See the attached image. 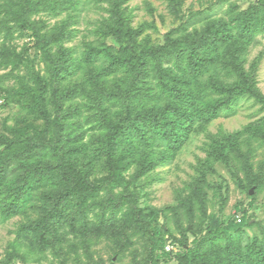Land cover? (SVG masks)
<instances>
[{
  "label": "trees",
  "instance_id": "obj_1",
  "mask_svg": "<svg viewBox=\"0 0 264 264\" xmlns=\"http://www.w3.org/2000/svg\"><path fill=\"white\" fill-rule=\"evenodd\" d=\"M166 1L178 18L183 0ZM94 2L107 16L77 56L64 43L76 35L82 0H0V68H10V76L25 70L15 76L17 85L4 90L5 103L19 107V119L0 132V221L27 217L16 232V256L22 248L58 254L70 235L73 247L87 249L99 238L126 239L129 230L147 234L152 212L145 214L131 193L112 195L108 185L131 166L139 179L169 162L190 135L243 97L264 112V93L257 85L264 46L249 58L264 39V0L246 8L229 1L222 16L207 18L191 31L180 23L159 43L145 32L157 29L155 24L134 26L127 0ZM63 13L53 25L35 19ZM15 31L28 32L35 42L33 60L4 43ZM34 58L43 73L30 64ZM85 127L91 131L86 143ZM253 143L264 145V114L241 130L220 134L210 151L214 160L238 164L245 178L240 186L248 193L262 188L254 172ZM96 172L106 173L103 181L92 178ZM197 190L193 187L191 197ZM236 211L242 212L240 222L209 217L190 244L181 243L177 262L264 264V229L261 237L250 236L247 210ZM160 235L155 229L152 239ZM153 249L146 264L170 256Z\"/></svg>",
  "mask_w": 264,
  "mask_h": 264
},
{
  "label": "rangeland",
  "instance_id": "obj_2",
  "mask_svg": "<svg viewBox=\"0 0 264 264\" xmlns=\"http://www.w3.org/2000/svg\"><path fill=\"white\" fill-rule=\"evenodd\" d=\"M229 1L237 2L246 8L256 0ZM229 1L183 0L178 18L170 14L166 0H127L125 6L134 26L146 22L156 25L157 29L147 28L145 32L151 35L154 43H159L165 32L178 28L180 23L191 31L200 28L207 18L222 16ZM65 15L63 13L51 19L41 14L35 19L46 20L47 24L53 25L60 22ZM105 16L107 14L104 9L96 5L94 0H82L78 23L75 25L76 35L64 45L73 48L75 54L80 56L85 45L93 42L92 32ZM28 34L15 31L13 37L6 39L4 43L33 60V57L38 55V50L35 42L29 41ZM2 42L3 37H0V44ZM263 46L264 39H261L252 49L249 58L256 55ZM30 64L43 73V64L38 59L30 61ZM90 67L86 65L84 69ZM8 72L10 68H0V132L5 125H13L21 113L16 104L5 103V99L9 97L4 90L17 85L15 76L24 74L25 70L20 68L13 71L12 76L8 75ZM257 85L264 93V58L258 65ZM263 114L253 99L243 97L203 129L190 135L169 162L158 165L139 179L133 177L135 169L131 166L123 171L113 184L108 185L112 195L131 193L138 207L145 209V214L152 212V216L149 215L150 231L147 234L129 230L126 239L122 236L116 240L99 238L87 249L81 245L79 248L73 247V236L70 235L63 246V252L58 254L50 251L38 254L22 248L19 250L20 255L16 256V232L27 221L25 215H18L4 222L0 221V264H146L152 247L155 254L161 253L162 250L170 253L169 258H159L158 264H179L175 254L182 248V242L190 244L194 236L206 228L209 217H218L225 223L234 217L237 219L242 212L236 211V208L247 210L250 226L246 228V232L250 236L261 237V230L264 229V145H251L256 152L253 160L254 172L261 179L262 187L257 192L254 189L252 194L240 186L245 178L238 164L233 161L226 163L214 160L210 157V151L213 141L220 134L241 130ZM85 132L83 142L86 143L91 133L89 127H85ZM105 175V172H96L92 178L103 181ZM196 186H199L200 190L196 191V197L193 198L191 190ZM105 198L106 194L101 192L99 199ZM128 207V204L124 205L118 216ZM97 211L98 209H95L90 212L89 217L94 218ZM29 217L34 218L35 215L29 214ZM155 229H161V235L152 239ZM160 242L163 243L162 246ZM167 245L171 249L167 250Z\"/></svg>",
  "mask_w": 264,
  "mask_h": 264
},
{
  "label": "built area",
  "instance_id": "obj_3",
  "mask_svg": "<svg viewBox=\"0 0 264 264\" xmlns=\"http://www.w3.org/2000/svg\"><path fill=\"white\" fill-rule=\"evenodd\" d=\"M236 220H237L238 222H240V220H241V219H240V216H237V219H236ZM166 249L169 250V249H171V248H170V246L167 245V246H166Z\"/></svg>",
  "mask_w": 264,
  "mask_h": 264
},
{
  "label": "water",
  "instance_id": "obj_4",
  "mask_svg": "<svg viewBox=\"0 0 264 264\" xmlns=\"http://www.w3.org/2000/svg\"><path fill=\"white\" fill-rule=\"evenodd\" d=\"M253 193V188H251L250 190H249V194H252Z\"/></svg>",
  "mask_w": 264,
  "mask_h": 264
}]
</instances>
